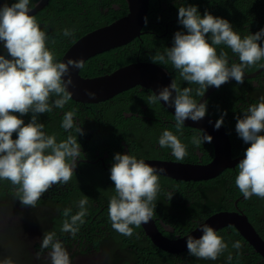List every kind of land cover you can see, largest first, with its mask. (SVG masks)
<instances>
[{
    "label": "clouds",
    "instance_id": "1",
    "mask_svg": "<svg viewBox=\"0 0 264 264\" xmlns=\"http://www.w3.org/2000/svg\"><path fill=\"white\" fill-rule=\"evenodd\" d=\"M171 1L164 7L166 13ZM151 2L149 0L145 24L148 12L152 11L154 4ZM30 3L31 0H16L12 4L5 2L0 5V44L7 53V56L0 54V181H7L11 185L13 194L22 206L35 208L50 188L57 184H68L72 180L77 161L82 159L77 134L84 133L81 124L75 122V110L64 113L61 127L66 132L74 130L76 135L70 134L59 142L56 134L48 135L43 131L44 125L39 123V116L51 113L54 109H64L73 96L69 88L76 86L71 72L83 69L84 62L83 59L69 58L66 62L56 59L55 52L48 47L47 32L42 30L36 17L29 14L30 8L36 4L34 2L30 6ZM67 6L81 7L83 14L84 6L91 9L84 0L82 5L77 6L68 1ZM96 6L103 10L100 9L102 3ZM110 10L103 11V18L98 20L104 22L107 19L109 24L128 13L126 5L123 14L108 20L113 17L107 15ZM115 12L119 13L117 10ZM76 19L81 21L80 24H77ZM177 19L185 31H176L172 46L165 48L163 53L157 52L151 56V60L156 64H170L178 72L179 79L187 82L189 86L181 87L172 79L168 86L161 87L158 93H152L147 98V103L155 105L163 101L169 108L174 109L176 131L183 135L182 129L186 120L199 122L205 117L208 102H198V99L205 95L209 87L219 89L230 79L237 84H243L247 70L264 69V28L241 37L228 20L215 17L207 10L201 17L195 5L178 8ZM69 21L66 26L69 28L61 27V33L65 37H71L74 31L83 30L87 26L88 18L74 13ZM79 25L82 27L76 28ZM51 43L55 44V41ZM220 45L229 48L239 62L230 63L227 52L221 51L218 54L217 46ZM3 49L0 48V52ZM84 94L90 99H94L96 95L88 89L84 90ZM28 114H31V119L25 123L21 117ZM226 114L221 112L215 122V129L222 126ZM235 119L237 136L244 144L249 145L236 165L238 172L235 186L245 200L254 196L264 200V97L242 110ZM13 134L15 139L12 138ZM211 141L210 135L203 129H198L187 144L188 147L193 145L199 148L203 143ZM158 145L162 149H170L177 161L188 155L187 145L167 129L158 138ZM113 160L110 180L114 184V194L109 197L108 218L114 231L131 238L135 235L134 228L153 220L156 197L161 190L160 173H165L166 169L151 166L130 154L115 153ZM174 192L165 193L168 201L172 199ZM88 199L84 196L76 203V207H72L77 210H72L71 207L63 210L64 220L60 231L67 233L72 239L76 238L80 227L85 223ZM257 215L263 216L264 209L258 208ZM252 226L254 227L253 224ZM232 227L242 237L245 246L250 247H242L243 251L250 250L256 255L253 247ZM197 228L202 232L198 239L192 235H187L186 238L188 255L191 256L189 261L193 257L214 261L228 249V244L216 233L219 229L215 231L203 222ZM254 229L256 230L255 227ZM256 232L259 234L257 230ZM262 239L264 240L263 237ZM40 247L46 249L41 251L42 254L40 251L37 254L40 259H46L51 264H72L68 251L63 242L56 239L55 232L43 235ZM232 247L239 249L241 244L236 241ZM49 249L51 251L48 253ZM227 259L232 260L231 253ZM3 264L13 262L6 259Z\"/></svg>",
    "mask_w": 264,
    "mask_h": 264
},
{
    "label": "flooded vegetation",
    "instance_id": "2",
    "mask_svg": "<svg viewBox=\"0 0 264 264\" xmlns=\"http://www.w3.org/2000/svg\"><path fill=\"white\" fill-rule=\"evenodd\" d=\"M37 1L38 0H36L35 3ZM68 1H71L73 6L82 5L83 2V0H54L52 2L50 0L47 5L37 11V21L40 26L44 25L47 27L42 28V30L47 32L49 40L48 47L55 52L58 61L61 60L64 53L77 39L95 29H85L79 35L77 34L80 30L74 31L75 33L71 37H65L63 33H61V27L68 26L70 23V16L74 14L62 12L67 7ZM151 1L154 2L151 7L152 11L150 13L148 12L147 24L144 23L140 34L126 44L87 58L84 61V68L79 70V74L82 77L90 78L110 73L119 67L127 66L138 61L152 62V60L147 59L149 55L155 53V51L151 50L150 46L154 44L159 45L160 49L158 52H161L162 45L168 44L171 46L173 44V36L174 33L178 31L179 25L177 22L173 23L172 21H169L160 13L161 11H165L164 7L166 3L171 0ZM84 2L88 3L91 9H95L97 4L102 3L103 6L100 7V9L102 8L104 12H107L110 9L119 12L126 10L125 0H84ZM123 2L125 3V7L123 6ZM207 2L208 0L206 3ZM230 2L231 1L225 2L226 10L229 9ZM259 4L260 0H246V3L243 4L245 9L244 13L250 17L249 23H233L226 14L221 12L217 13L216 17L228 20L232 25L233 30L238 32L241 37L248 34H254L259 31L260 28H264V17L260 15ZM216 6L220 11L223 10L221 4L216 3ZM211 8L212 6L206 5L204 7V12L207 10L211 14ZM260 20L263 23L259 22ZM106 21L107 19L104 22ZM106 24L108 23L106 22L103 25ZM73 29L75 30L76 28ZM51 41H55V44L51 43ZM227 53L230 63L239 62L238 57L233 54L229 48H227ZM108 60H116L118 61V64L110 69L107 65ZM158 65L166 68L169 71L171 78L175 79L178 72H176L170 64ZM104 67L108 68V71H102ZM228 83L231 85H240L242 86V90H244L242 93L246 95V97L239 102V105H242L244 102L240 109L241 111L246 110L251 104L258 103L260 98L264 97L263 68L247 70L243 84H237L235 80H230ZM216 89H214L207 97L206 100L208 103L215 98L222 96L221 92H215ZM152 93L153 92L150 89L136 85L105 101L84 103L71 99L64 109H54L51 113L41 114L39 116V123L44 125L43 131L48 135L56 134L57 141L59 142L66 139L70 134L76 135L74 130L72 132H66L61 127L64 113L75 110V122L81 124L84 133L83 135L77 134V142L81 145V151L83 154L82 159L77 161L75 176L72 180L68 184H57L50 188L37 202L35 208L22 206L21 202L13 194L11 185L7 181H0L8 186L5 194L0 195V234L14 235L16 234V231L17 233L20 232L18 228L24 229L32 224L34 230L31 232L36 240L41 237L38 232H44L45 234L55 232L56 239L63 242L72 262L75 261L73 259L74 256L89 257L95 256V254L100 255L102 260H104L101 251H94V248L98 245V241L94 240L93 236L95 234L100 235L104 229H107V232L110 230L109 225H111V223L108 219L107 209L109 197L114 194V184L110 180V168L114 163L113 156L115 153L134 155L138 159H143L145 162H148L149 165L154 167H157L160 162H181L201 165L211 164L216 159V151L213 141H211V143L205 142L199 148L190 145L187 148L188 155L185 157L187 160L181 161L176 160L170 149H162L159 147L158 138L165 129L173 132V134L179 139L187 137L190 135L189 133L193 136L198 130L184 125L182 129L183 135L177 132L174 116L166 108L160 103L155 105L147 103V98L152 95ZM216 95L218 96L216 97ZM250 97L254 99V102L250 101ZM241 111L237 115H240ZM213 118L217 120V118ZM21 119H23L25 123H28L31 119V114L25 115L21 117ZM112 124L119 128V131L116 134L114 132H108L111 129ZM235 124L236 119L228 117L223 120L222 124L230 145L228 159L229 166L224 167L223 170L213 178L192 182L197 186L195 189H198V187H206L208 190H212V188L219 184L220 186L217 188V194L212 197L218 206L211 204L210 206L221 208L212 213H210V211H204L202 214H199L198 217H195V214L192 213L189 215L191 216L189 220L187 217L188 215L186 214H184V216L175 215L174 217H170L169 214H163L160 212L154 217V219L156 220L158 229L164 236L170 239L182 238L193 231L199 223L204 222L207 218L219 212H233L238 215L244 214L250 223H254L258 218L264 220V215H257L259 205L256 203L258 201L264 202V200L258 199L255 196L251 199L245 200L235 186V176L238 172L236 165L239 163L240 158L243 157L245 149L249 146L244 144L237 136L235 132ZM187 127L190 129H187ZM211 137L213 139V136ZM12 138H16L15 134H13ZM94 175H96V185L90 181L84 182L88 176ZM160 175L168 178L166 184L162 186L165 193L175 191L171 199V201L174 202L172 205L175 207L181 206V203H183L182 194L189 190L187 189V186L185 184L182 185V180L164 176L163 174ZM185 183L188 184L189 182ZM89 187H92L94 195L88 197V205H86L88 208V215L85 218H89L90 223H84L82 226L86 227L85 230H82L78 239H72L67 233H62L60 231L62 222L58 223L59 218L57 211L58 207H63V204L57 196L59 194L65 196V193L70 191L71 188H88L89 190ZM77 198L78 200L75 201L82 199L80 195ZM68 199H66L67 203ZM207 199H209V197H207ZM158 200L170 202L166 195H162ZM184 200L186 199H183V201ZM201 201L203 200L201 199ZM6 207L13 211H4ZM73 207H76V205ZM156 211L158 212V210ZM15 212H18V216L21 218L17 226H14V223L19 217ZM23 218L30 221H25V224L21 225L20 222ZM183 218V228L178 230V225L175 221ZM89 226H92L93 230H89ZM25 236L30 239L32 237L29 236V234H25ZM79 242H82L85 245L79 247ZM240 244L244 245V242L241 241ZM50 251L51 249H49L48 253ZM166 253L168 254L167 257L177 264H189V258L191 256L188 255L187 250L174 254ZM117 254L120 255L119 253ZM243 254L245 258L241 263L236 262L230 264H264V260L257 253L255 255L250 250H244ZM48 259L50 260L49 256ZM98 264L106 263L99 259ZM222 264L227 263L223 262Z\"/></svg>",
    "mask_w": 264,
    "mask_h": 264
},
{
    "label": "trees",
    "instance_id": "3",
    "mask_svg": "<svg viewBox=\"0 0 264 264\" xmlns=\"http://www.w3.org/2000/svg\"><path fill=\"white\" fill-rule=\"evenodd\" d=\"M3 1L9 2L10 4L16 2V0H3ZM35 1L36 0H32V2L29 5L32 6ZM52 1L54 0H51V2ZM206 1L207 0H180V1L172 0L170 2V7H169L168 12L166 13V11H161L160 13L164 17H166L169 21H172L173 23L174 22L178 23V19H177L178 18V8L183 7V6H188V5H195L198 9L199 14L201 15V17H203L204 7L208 5V6H212L211 15L215 17L217 13L221 12V13L226 14L233 23L241 24V23L250 22V17L246 13H244L245 9H244L243 4L246 3V0H229L231 2H230V7L228 10H226L225 2H229V1L208 0L207 3ZM216 3L221 4V7L223 10L220 11L219 8L216 6ZM123 6L125 7L124 2H123ZM84 9H85L84 14H83V8L81 7L71 8L67 6L65 10L62 11V12H69V13L73 12L81 17L84 16L88 18L87 26H84L85 28L79 31L77 35L82 33V31H84L85 29L86 30L93 29L104 23L98 20V19L103 18L102 17V15H104L103 10H99L97 6L95 7V9H90V10L87 9L86 6H84ZM259 11H260V15L264 17V0H260ZM123 13L124 12L116 13L115 10L111 9L107 15H113V17H109L108 20L114 19ZM32 15H34L36 19L38 18L37 13L32 14ZM76 20H77V24H80L81 21L78 19ZM259 22L263 23L261 20ZM178 25H179L178 31H185L182 25H180L179 23ZM41 27L47 28L44 25ZM79 27H82V26L79 25L76 28H79ZM171 46H169L168 44L162 45V48H161L162 51L159 53H163L165 48H168ZM150 47H151V50L155 51V53H152L151 55L147 57V59L149 60H151V56L155 55L160 49V46L157 44H154ZM0 48L3 49L2 44H0ZM221 51L227 52V47L224 45L217 46V53L219 54V52ZM0 54L7 56L6 50L4 49L3 51L0 52ZM117 64H118V61L116 60H108L107 65L111 69ZM102 71H108V68L104 67ZM175 79L181 87L189 86L187 85V82H183L182 80L179 79L178 74L175 77ZM191 87H196V86L191 85ZM243 91L244 90H242V86L240 85H235V84L231 85L229 83L226 85H222L219 89L215 90V92H221L222 96L217 97L218 95H216L218 99L215 98L214 100L210 101L207 104V114L212 115L213 117L218 119L221 115V112H226L227 114L224 116V119H226L227 117L235 118V116L240 113L241 111L240 109L242 108L243 103H244L243 102L242 105H239V102L242 101L243 98L246 97V95L242 93ZM250 101L254 102V99L250 97ZM187 129H190V128L187 127ZM189 134L190 135H188L187 137L179 139L183 144L187 145V147H188L187 143L190 142V138L192 137L191 133ZM183 160H187V159L184 158ZM167 181H168V178L160 176L161 190L157 194V197H156L154 217H156V215H158L160 212L163 214H169L170 217H174L175 215L184 216V214H186L188 215L187 217L189 220V218L191 217L189 215H191L192 213L195 214V217H198V215L202 214V212L204 211L206 212L210 211V213H212L221 208V207H211L210 206V204L214 206H218L217 203L212 199V197L217 194V188L220 186L219 184L215 186L214 188H212V190H208L206 187H198V189H195L197 186L194 185V183L189 182L187 184L184 181H182V185L185 184L187 186V189L189 190L182 194V198L186 200L183 201L182 199L183 203H181V206L179 207L173 206L172 204L174 202H172L171 200L170 202L158 200L160 197H162V195L165 196V190L163 189L162 186H164ZM89 190L92 191V187H89ZM71 193L72 191L70 190L65 193L66 194L65 196L61 194L57 196L63 204V207H58V211H57V215L59 218L58 223L63 222L64 220V217L62 215L63 210L68 207L72 208L78 202L75 200H78L77 197L79 195H76L75 197L70 196ZM70 197L71 199L67 203L66 199ZM207 197H209V199H207ZM201 199L203 201H201ZM256 203L259 205L258 208L262 209L264 207V202H256ZM72 210H77V209L72 208ZM156 210H158V212ZM4 211L12 212L13 210L6 207ZM74 213L75 212L73 211V214ZM157 217H160V216H157ZM85 223H90V219L85 218ZM175 223L178 225L177 226L178 230H181L183 228L182 226L184 225V218L180 220H176ZM252 224L254 225L256 230L259 232V234L264 238V220L258 218ZM110 226L111 225H109L110 230L108 232H107V229H104L102 230L103 232H101L100 235L95 234L93 236V239L98 241V245H96V247L94 248L95 249L94 251L102 252V255L104 256V260H101V261H104L106 264L108 263L109 264H177L167 257L168 254L166 253V251L158 248L151 242V240L145 235L141 227L134 228L135 235H133L131 238H128V237H124L118 234ZM85 228H86L85 226L80 227V231L76 236L77 239L79 237V234L82 232V230H85ZM88 229L93 230V227L89 226ZM219 230L216 233L219 236H221L224 239V241L228 244V249L214 261L193 257V259L189 261V264H222L223 262L230 264V263H236V262L241 263L244 260L245 256L243 254L244 251L242 247L244 249H248L250 247L246 245L248 247L247 248L245 244L241 245L239 249H234L232 247V244L234 242L243 241L242 237L238 234V232L235 229H233L232 226H227ZM38 234L41 237L37 240L35 237L30 239V238H27L26 236H22L23 238L18 239L17 236H13L14 244L12 242H11V245L5 244V242L0 243V251L3 248L6 251V255L2 257L1 260L4 261L6 259H9L7 257L9 256L13 264H51L48 262V260L40 259L37 256L39 251L41 252V251L46 250V249H41L40 247V241L42 240L43 235H46V234L44 232L42 233L38 232ZM232 235L236 236L237 238L233 237ZM84 245L85 244L82 242H79L78 244L79 247L84 246ZM117 253H119L120 255H118ZM229 253H231L232 255L231 261L227 259ZM40 254H42V252ZM0 264H3V262H0ZM72 264L74 263L72 262Z\"/></svg>",
    "mask_w": 264,
    "mask_h": 264
},
{
    "label": "water",
    "instance_id": "4",
    "mask_svg": "<svg viewBox=\"0 0 264 264\" xmlns=\"http://www.w3.org/2000/svg\"><path fill=\"white\" fill-rule=\"evenodd\" d=\"M47 2L48 0H38L36 4L30 8L29 14L32 15L36 13ZM125 2L128 9L127 14L81 36L64 53L60 62H66L69 58L74 60L83 59L84 62L87 58L95 54L119 47L137 37L145 22L149 0H125ZM4 3L3 0H0V5ZM71 75L76 85L74 88H69L73 93L72 100L84 103H97L108 100L136 85L150 89L153 93H158L161 87L168 86L172 81L170 73L166 68L152 62L141 61L119 67L110 73L95 77H82L78 69L72 70ZM85 89L95 92V98L90 99L86 96L84 94ZM214 89L216 88L209 87L205 95L198 99V102L206 100ZM160 104L174 116V109L169 108L163 101H161ZM215 122L216 120L212 116L206 114L199 122H193L189 119L186 120L184 124L185 126H190L197 130L203 129L208 135L213 136L212 141L215 146L216 159L211 164L201 165L181 162H160L156 168L163 167L166 169L165 173L160 174L185 182H195L202 179L213 178L217 176L224 167L229 166V141L223 126L219 129L214 128ZM203 223L208 224L215 231L228 225L234 226L253 247V250L264 259V240L248 221L246 215H238L233 212H219L207 218ZM141 228L154 245L172 254L187 250V235H192L197 239L202 235L200 229L196 227L182 238L170 239L160 232L154 218L149 221V223L142 224Z\"/></svg>",
    "mask_w": 264,
    "mask_h": 264
},
{
    "label": "rangeland",
    "instance_id": "5",
    "mask_svg": "<svg viewBox=\"0 0 264 264\" xmlns=\"http://www.w3.org/2000/svg\"><path fill=\"white\" fill-rule=\"evenodd\" d=\"M119 131V128H117V127H115L113 124L111 125V129L108 131L109 133L110 132H114L115 134L117 133ZM86 181H90V182H92L94 185H96V175H94V176H88L85 180H84V182H86ZM8 189V186L7 185H5L3 182H0V195L1 194H5V191ZM71 191H72V193H71V195L70 196H76V195H80L82 198L84 197V196H86V197H89V196H91V195H94V193H93V191H90V190H88V189H76V188H71L70 189ZM70 199H71V197L68 199V202L70 201ZM68 205H70V204H68ZM16 213V215L18 216V212H15ZM26 215V214H25ZM27 216V215H26ZM19 217V216H18ZM21 220V218L19 217L18 219H16V221H15V223H14V226L16 225L17 226V224H18V222ZM25 221H30V220H28V219H24L23 218V220L20 222V224L21 225H24L25 224ZM31 226H27L26 228H24V229H20V228H18L19 230H20V232H21V234H20V232L19 233H17V231H16V234H14V235H12V234H10V235H7V234H0V243H4L5 242V244H9V245H11V242L13 243V236H17V238L18 239H20V238H23L22 236H25V234H29V236H32L33 234H32V232H33V230H34V228H33V225L32 224H30ZM26 231H29V232H26ZM32 231V232H31ZM31 238H33V236L31 237ZM14 244V243H13ZM31 252V251H30ZM6 255V251H5V249L3 248L1 251H0V262H3L1 259H2V257H4ZM14 256V255H13ZM9 259H10V257L9 256H7ZM15 257V256H14ZM100 259V260H102V257L100 256V255H97V254H95V256H74L73 257V259L75 260L73 263L74 264H97V259Z\"/></svg>",
    "mask_w": 264,
    "mask_h": 264
}]
</instances>
